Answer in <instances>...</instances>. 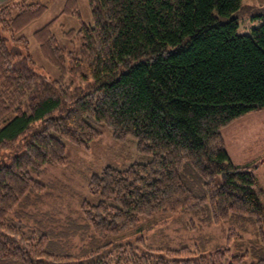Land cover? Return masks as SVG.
<instances>
[{"label":"trees","instance_id":"trees-1","mask_svg":"<svg viewBox=\"0 0 264 264\" xmlns=\"http://www.w3.org/2000/svg\"><path fill=\"white\" fill-rule=\"evenodd\" d=\"M244 1L88 0L86 23L66 0L33 34L59 78L36 70L23 35L49 2L0 6V264H264L257 165L235 163L222 133L264 109V12L241 34ZM104 128L134 138L142 161L91 174L99 199L74 209L75 188L65 199L39 177L66 165L68 142L88 148ZM175 219L186 232L173 238ZM216 227L227 244L209 249ZM155 228L154 243L178 247L138 252L132 237L147 246Z\"/></svg>","mask_w":264,"mask_h":264},{"label":"rangeland","instance_id":"rangeland-1","mask_svg":"<svg viewBox=\"0 0 264 264\" xmlns=\"http://www.w3.org/2000/svg\"><path fill=\"white\" fill-rule=\"evenodd\" d=\"M34 1H48L49 8L43 16L33 21L23 30V35L29 39L30 52L35 60L36 70L51 78H59L61 75L60 71L42 56L39 45L34 40L33 34L37 29L43 27L50 20L60 15L66 0ZM243 4L244 8L240 13L239 21L241 25L239 32L241 34H248L254 26L259 25V19H253V16L257 13L264 12V0H245ZM79 5L84 21H86V23L92 22L88 0H79ZM58 24H64L67 28H78L80 26L77 19L72 16H61L57 25ZM54 33L59 37L61 44L70 48L73 47L74 42L69 38L60 36L58 27H55ZM78 46L79 42L76 40L75 47ZM66 82H70L69 76L66 77ZM72 85L76 86L77 81ZM222 133L226 147L235 163L257 165L256 173L259 176L260 184L264 188V109L241 117L230 126L223 129ZM66 146V156L68 159L66 165H49L39 178L46 183L58 185L59 190H61V187L62 190H66L63 194L65 199H69L70 197L66 195L67 193L71 195L69 188H75L77 191L71 196L70 204V207L74 209H79L84 199L89 200L93 204L97 203L99 199L95 194H92L88 188L91 174L100 173L106 166L125 169L135 162L142 161L134 138L130 137L125 141H119L113 137L112 132L107 128L103 129L101 137L93 141L88 148L81 146L77 147L70 142H68ZM5 159L8 163L11 160L9 156H6ZM64 186L69 188L65 189ZM181 223L180 220L178 221L176 219L170 221L164 231L169 237L172 236L174 238L178 235L175 230L180 229ZM155 230L156 228L145 233L148 237L146 241L147 246L136 241L135 238L132 237L130 242L137 248L138 252H143L150 246L158 248V246L163 245L165 250L166 248L173 249L178 247L173 241L163 240L164 242H162L159 240L157 243H154L150 237L152 236L151 233H155ZM180 231L186 232V230L183 229H180ZM210 234L215 241L208 244L209 249L214 247L216 241L221 246L227 244V236L220 228H211ZM165 250L162 252H165ZM252 260L253 259L249 258L247 264Z\"/></svg>","mask_w":264,"mask_h":264},{"label":"crops","instance_id":"crops-1","mask_svg":"<svg viewBox=\"0 0 264 264\" xmlns=\"http://www.w3.org/2000/svg\"><path fill=\"white\" fill-rule=\"evenodd\" d=\"M9 0H0V6L8 2Z\"/></svg>","mask_w":264,"mask_h":264}]
</instances>
